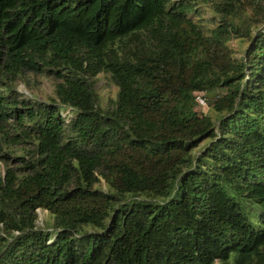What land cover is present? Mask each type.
Listing matches in <instances>:
<instances>
[{"label": "trees", "instance_id": "1", "mask_svg": "<svg viewBox=\"0 0 264 264\" xmlns=\"http://www.w3.org/2000/svg\"><path fill=\"white\" fill-rule=\"evenodd\" d=\"M201 1L0 0V264H264V0Z\"/></svg>", "mask_w": 264, "mask_h": 264}, {"label": "rangeland", "instance_id": "2", "mask_svg": "<svg viewBox=\"0 0 264 264\" xmlns=\"http://www.w3.org/2000/svg\"><path fill=\"white\" fill-rule=\"evenodd\" d=\"M197 3V8L199 7V11H202V15L204 17H208L211 15V12L206 8V5L201 0H195ZM230 45L237 49L239 43L236 39L231 38L229 41ZM240 47V46H239ZM235 53V54H234ZM233 54L239 56L241 53L239 50L236 52L233 51ZM54 79L51 76L43 75V74H33L29 73L25 77V82L23 80H17L15 82L16 89L22 93L24 96H33L36 99H46L53 95V83ZM94 89L96 91L99 103L103 105L110 98H112L115 94L116 87L113 83H111L107 76L102 72L96 74V80L94 82ZM216 90L203 91V95L200 97V100L196 101L197 108L200 110H205L209 103L215 98ZM65 110H62L64 113ZM30 146L27 142L16 143L12 146L11 154L21 155L24 153L25 149H28ZM22 162H19L18 159L8 157L6 160H0V177H3L5 174L6 166L16 167V173L20 174L22 172ZM37 219L36 224L38 226H43V222L48 218V212L46 209H41L39 207L36 208Z\"/></svg>", "mask_w": 264, "mask_h": 264}, {"label": "built area", "instance_id": "3", "mask_svg": "<svg viewBox=\"0 0 264 264\" xmlns=\"http://www.w3.org/2000/svg\"><path fill=\"white\" fill-rule=\"evenodd\" d=\"M203 95L202 91H195L194 92V98L196 101L200 100V97Z\"/></svg>", "mask_w": 264, "mask_h": 264}]
</instances>
